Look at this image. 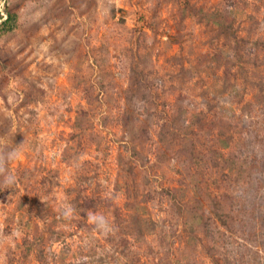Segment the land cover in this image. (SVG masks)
Instances as JSON below:
<instances>
[{"label": "rangeland", "instance_id": "rangeland-1", "mask_svg": "<svg viewBox=\"0 0 264 264\" xmlns=\"http://www.w3.org/2000/svg\"><path fill=\"white\" fill-rule=\"evenodd\" d=\"M0 164V264H264V0H0Z\"/></svg>", "mask_w": 264, "mask_h": 264}, {"label": "clouds", "instance_id": "clouds-1", "mask_svg": "<svg viewBox=\"0 0 264 264\" xmlns=\"http://www.w3.org/2000/svg\"><path fill=\"white\" fill-rule=\"evenodd\" d=\"M20 155L21 154L19 152L10 153L8 156V161L11 162L19 159ZM0 177H2V183L8 187H11L16 182L15 173L10 168L4 167L2 164H0ZM73 211L74 209L70 205L66 206L63 210L64 217L66 219L70 218L73 214ZM88 219L98 230L107 231L109 229L108 221L102 214H90Z\"/></svg>", "mask_w": 264, "mask_h": 264}, {"label": "trees", "instance_id": "trees-1", "mask_svg": "<svg viewBox=\"0 0 264 264\" xmlns=\"http://www.w3.org/2000/svg\"><path fill=\"white\" fill-rule=\"evenodd\" d=\"M6 23H8V21H7V22H5V24H6Z\"/></svg>", "mask_w": 264, "mask_h": 264}]
</instances>
